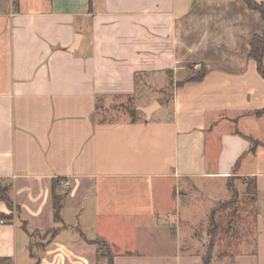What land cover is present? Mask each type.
<instances>
[{
  "label": "crops",
  "instance_id": "1",
  "mask_svg": "<svg viewBox=\"0 0 264 264\" xmlns=\"http://www.w3.org/2000/svg\"><path fill=\"white\" fill-rule=\"evenodd\" d=\"M7 3L0 9V182L18 209L0 222V258L107 264L93 243L102 239L113 264H212L215 257L264 264V113L256 114L264 109V78L249 56L264 33L261 14L243 0ZM196 64L204 77L186 81ZM141 86L159 94L168 87L170 97L144 98L143 116L109 117L114 102ZM154 103L147 115L143 108ZM231 176L254 180L259 210L239 250L227 244L231 254L206 258L198 227L227 197ZM54 178L64 192L60 223ZM8 211L0 201V212ZM56 227L31 245V233Z\"/></svg>",
  "mask_w": 264,
  "mask_h": 264
},
{
  "label": "rangeland",
  "instance_id": "2",
  "mask_svg": "<svg viewBox=\"0 0 264 264\" xmlns=\"http://www.w3.org/2000/svg\"><path fill=\"white\" fill-rule=\"evenodd\" d=\"M7 1L8 0H0V9H4L7 6ZM10 1L14 8V0ZM192 69L193 70H191L189 76L197 73L199 70V68L194 67ZM170 92V88L168 87L159 94L153 92V90L149 88L141 86L136 96L124 99L121 102H114L112 106L107 109L109 117H115L116 115L120 116L121 113H127L132 117H135L136 115L143 116L142 111L138 110L137 107L141 106V103L146 101L144 98H147L148 102L153 100V98H156V101H165L170 97ZM3 185L4 183L0 182V187ZM227 188L229 191L227 197L222 198V200L219 199V202L212 204L213 207L209 219L205 220L202 225L198 227L197 237L200 242L199 244L202 243L208 250V252H205L206 258L211 254L214 256L217 253H219L220 256L223 254H231L228 250L227 244L231 250H239L240 247L238 248V244L244 240L243 234L246 232L245 228L247 226L248 229L251 228L256 213L259 210L255 194L252 191L250 184H248L247 179L231 176L227 180ZM6 214H11L14 218L17 213L12 207ZM218 232L219 235L217 236ZM233 233H235V236H233ZM216 236L219 239H217ZM45 239L46 237H43V235L34 234L31 240V245H39L41 244V241L39 240L44 241ZM216 239L219 247L214 248V252H211L210 249L214 246ZM249 239L251 238L248 237V240ZM220 261H222V259H220ZM219 263L218 258L215 257L212 264Z\"/></svg>",
  "mask_w": 264,
  "mask_h": 264
},
{
  "label": "trees",
  "instance_id": "3",
  "mask_svg": "<svg viewBox=\"0 0 264 264\" xmlns=\"http://www.w3.org/2000/svg\"><path fill=\"white\" fill-rule=\"evenodd\" d=\"M248 8L252 10H256L261 14V18L264 22V3H257L255 0H243ZM14 5L17 7L18 0H14ZM249 56L253 58L257 62V68L259 73L264 78V67H263V57H264V33L262 36H255L251 42V50L249 52ZM206 73V70L202 68L200 65L199 70L197 73L192 74L189 76L186 81H199L201 80ZM264 113V109L256 112L257 115ZM62 181V180H61ZM254 180H250L249 184L251 187L253 186ZM60 185V179L54 178L52 181V207H53V218L56 223H60L61 219V210L63 207V198L64 192L61 190H57V187ZM9 186H2L0 187V201L4 202L8 209L11 210L13 207L15 211H17V206L13 205L7 191ZM0 219L3 221H11L13 216L10 214H5L0 212ZM21 227L27 231L25 222H22ZM60 227H56L51 229L50 231L43 234V237H53L58 231ZM34 233H31L30 236H33ZM93 243L96 245L97 251V260L100 262L102 259L106 260L107 264H113V253L111 251V247L107 242L102 239L93 240ZM0 264H11L9 258H0ZM207 264V261H205Z\"/></svg>",
  "mask_w": 264,
  "mask_h": 264
},
{
  "label": "water",
  "instance_id": "4",
  "mask_svg": "<svg viewBox=\"0 0 264 264\" xmlns=\"http://www.w3.org/2000/svg\"><path fill=\"white\" fill-rule=\"evenodd\" d=\"M157 106L156 103H154L153 105L149 106V107H146V108H143V111L149 115V113Z\"/></svg>",
  "mask_w": 264,
  "mask_h": 264
},
{
  "label": "built area",
  "instance_id": "5",
  "mask_svg": "<svg viewBox=\"0 0 264 264\" xmlns=\"http://www.w3.org/2000/svg\"><path fill=\"white\" fill-rule=\"evenodd\" d=\"M200 67V64H196V65H194V68H199ZM63 186L64 187H68V183L67 182H64L63 183ZM0 222H3L2 220H0Z\"/></svg>",
  "mask_w": 264,
  "mask_h": 264
}]
</instances>
